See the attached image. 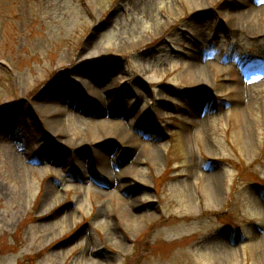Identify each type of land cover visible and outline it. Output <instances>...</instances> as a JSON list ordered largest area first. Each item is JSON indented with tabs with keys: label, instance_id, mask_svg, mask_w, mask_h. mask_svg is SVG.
<instances>
[{
	"label": "rangeland",
	"instance_id": "1",
	"mask_svg": "<svg viewBox=\"0 0 264 264\" xmlns=\"http://www.w3.org/2000/svg\"><path fill=\"white\" fill-rule=\"evenodd\" d=\"M0 264H264V0H0Z\"/></svg>",
	"mask_w": 264,
	"mask_h": 264
},
{
	"label": "bare ground",
	"instance_id": "2",
	"mask_svg": "<svg viewBox=\"0 0 264 264\" xmlns=\"http://www.w3.org/2000/svg\"><path fill=\"white\" fill-rule=\"evenodd\" d=\"M192 66L194 67V68H198L197 66H198V57H193V64H192ZM77 83V82H76ZM110 87H108V86H106V88H105V90H110L109 89ZM105 104L106 103H101V107L103 108V110H104V108H105ZM109 103H107V105H108ZM54 110H56L57 112H62L61 110L59 111V109L55 106L54 107ZM54 120H56V119H54ZM103 122H105L106 123V125H108V121H103ZM107 137H109V135H107ZM95 139V141L96 142H98V141H100V140H102V138H100V137H95L94 138ZM108 172V171H107ZM184 219V218H183ZM185 220V219H184Z\"/></svg>",
	"mask_w": 264,
	"mask_h": 264
}]
</instances>
